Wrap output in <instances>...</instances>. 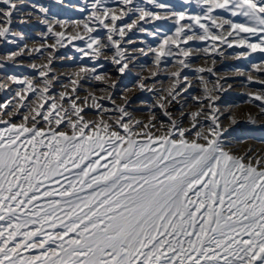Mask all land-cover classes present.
Instances as JSON below:
<instances>
[{
	"label": "snow or ice",
	"instance_id": "6c2138e0",
	"mask_svg": "<svg viewBox=\"0 0 264 264\" xmlns=\"http://www.w3.org/2000/svg\"><path fill=\"white\" fill-rule=\"evenodd\" d=\"M54 3L0 0V264H264V148L216 67L264 85V0Z\"/></svg>",
	"mask_w": 264,
	"mask_h": 264
},
{
	"label": "rangeland",
	"instance_id": "374dc122",
	"mask_svg": "<svg viewBox=\"0 0 264 264\" xmlns=\"http://www.w3.org/2000/svg\"><path fill=\"white\" fill-rule=\"evenodd\" d=\"M38 2L50 6V10L54 13L60 14L63 16H70L73 14V10L70 8H65L64 6L57 5L54 3V0H38ZM75 0H65V4L74 3ZM35 24V22H33ZM39 25L33 26H22L21 30H25L30 35L35 37V33L39 30ZM151 42V40H149ZM231 52V50H229ZM146 59V58H141ZM25 64L28 63L27 60L24 61ZM73 65L71 62H64V65L58 66L60 71L69 70ZM217 70L220 74L226 75L228 77L227 84H231L232 87L223 93L221 96L222 110L227 109L225 115L235 114L238 118L239 123L230 127L229 131L231 132L230 139L233 142V145L240 151H243L247 147H254L256 149L264 148V117H260L257 114L259 113V108L254 104L246 103L248 100V93H256L261 89H264V85L258 83L246 84L247 74L250 70V64L245 61L226 59L222 63L217 64ZM236 69H240L244 72V75H240L236 72ZM139 71L138 68L133 69V74L122 77L121 82L118 85L119 89L125 87H133L135 84V73ZM30 74L31 70L22 67L16 71V74ZM254 74V73H253ZM264 78V77H262ZM226 84V86H227ZM119 94V93H118ZM132 101L133 109H140L141 111L137 112L139 116L147 115V106L142 104V100H147L148 103H151V100L147 93H141L139 91H133L128 94ZM0 101H2V96H0ZM259 101H256V104H259ZM175 111V109H174ZM251 114L256 117L260 123L253 125L247 122L248 116ZM224 124L228 125L229 121L225 118ZM243 141V142H241Z\"/></svg>",
	"mask_w": 264,
	"mask_h": 264
}]
</instances>
